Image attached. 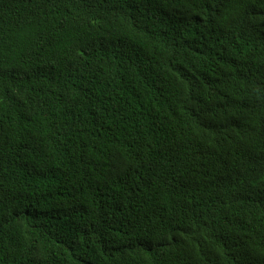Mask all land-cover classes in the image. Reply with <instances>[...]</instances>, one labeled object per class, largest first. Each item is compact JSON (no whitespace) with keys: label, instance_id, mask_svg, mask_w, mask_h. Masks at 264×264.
I'll return each mask as SVG.
<instances>
[{"label":"trees","instance_id":"trees-1","mask_svg":"<svg viewBox=\"0 0 264 264\" xmlns=\"http://www.w3.org/2000/svg\"><path fill=\"white\" fill-rule=\"evenodd\" d=\"M0 264H264V0H0Z\"/></svg>","mask_w":264,"mask_h":264}]
</instances>
